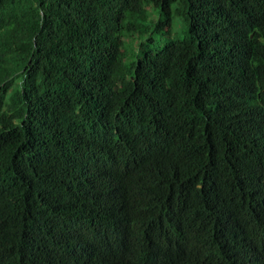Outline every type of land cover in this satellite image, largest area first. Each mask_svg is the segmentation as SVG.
Wrapping results in <instances>:
<instances>
[{"label": "trees", "instance_id": "trees-1", "mask_svg": "<svg viewBox=\"0 0 264 264\" xmlns=\"http://www.w3.org/2000/svg\"><path fill=\"white\" fill-rule=\"evenodd\" d=\"M0 264H264V0H0Z\"/></svg>", "mask_w": 264, "mask_h": 264}, {"label": "rangeland", "instance_id": "rangeland-1", "mask_svg": "<svg viewBox=\"0 0 264 264\" xmlns=\"http://www.w3.org/2000/svg\"><path fill=\"white\" fill-rule=\"evenodd\" d=\"M147 18L140 22L138 28L132 33L124 35L125 51L127 53L126 62L132 59V55L139 52L140 45L149 47L152 51L156 52L164 47L166 42L169 41L167 31L160 32L157 29L160 16L158 10L151 5L145 6ZM184 23L182 19L175 16L172 23L171 36L172 38H182Z\"/></svg>", "mask_w": 264, "mask_h": 264}, {"label": "clouds", "instance_id": "clouds-1", "mask_svg": "<svg viewBox=\"0 0 264 264\" xmlns=\"http://www.w3.org/2000/svg\"><path fill=\"white\" fill-rule=\"evenodd\" d=\"M124 260L128 263V261L124 258Z\"/></svg>", "mask_w": 264, "mask_h": 264}]
</instances>
